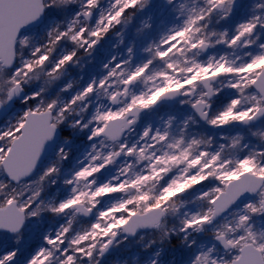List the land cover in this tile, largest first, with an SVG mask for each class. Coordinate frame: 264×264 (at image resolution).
I'll list each match as a JSON object with an SVG mask.
<instances>
[{
  "label": "snow or ice",
  "instance_id": "6c2138e0",
  "mask_svg": "<svg viewBox=\"0 0 264 264\" xmlns=\"http://www.w3.org/2000/svg\"><path fill=\"white\" fill-rule=\"evenodd\" d=\"M258 217L264 0H0V264H264Z\"/></svg>",
  "mask_w": 264,
  "mask_h": 264
},
{
  "label": "rangeland",
  "instance_id": "374dc122",
  "mask_svg": "<svg viewBox=\"0 0 264 264\" xmlns=\"http://www.w3.org/2000/svg\"><path fill=\"white\" fill-rule=\"evenodd\" d=\"M250 3L251 0H246ZM161 0H157V4H160ZM50 16L58 17L59 14L55 11L49 13ZM241 15L238 10L236 17ZM161 19L159 15L155 16V21L158 22ZM258 226L260 221H264V217L256 218ZM151 236H146L144 240L139 241L138 237L128 239L126 242L120 244L118 247H114L106 256L105 264H151L152 260H156L157 264H178L181 255L187 256L188 253L183 248L172 247L175 244L173 240L168 245L153 244L151 247H145L148 245ZM162 249V250H161ZM159 252L160 255L156 256Z\"/></svg>",
  "mask_w": 264,
  "mask_h": 264
},
{
  "label": "water",
  "instance_id": "95a60500",
  "mask_svg": "<svg viewBox=\"0 0 264 264\" xmlns=\"http://www.w3.org/2000/svg\"><path fill=\"white\" fill-rule=\"evenodd\" d=\"M130 238H131V237H130ZM130 238H129V239H130Z\"/></svg>",
  "mask_w": 264,
  "mask_h": 264
}]
</instances>
